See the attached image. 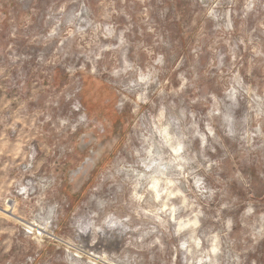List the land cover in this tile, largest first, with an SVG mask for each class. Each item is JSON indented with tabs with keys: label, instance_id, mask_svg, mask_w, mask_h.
<instances>
[{
	"label": "rangeland",
	"instance_id": "obj_1",
	"mask_svg": "<svg viewBox=\"0 0 264 264\" xmlns=\"http://www.w3.org/2000/svg\"><path fill=\"white\" fill-rule=\"evenodd\" d=\"M0 264H264V0H0Z\"/></svg>",
	"mask_w": 264,
	"mask_h": 264
},
{
	"label": "bare ground",
	"instance_id": "obj_2",
	"mask_svg": "<svg viewBox=\"0 0 264 264\" xmlns=\"http://www.w3.org/2000/svg\"><path fill=\"white\" fill-rule=\"evenodd\" d=\"M5 212H10V211H8V210H4ZM25 227L28 229V230H30V231H37L38 230V227L36 228L34 225H31V224H27V225H25ZM37 229V230H36ZM38 234H39V232H38Z\"/></svg>",
	"mask_w": 264,
	"mask_h": 264
}]
</instances>
